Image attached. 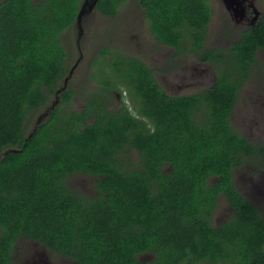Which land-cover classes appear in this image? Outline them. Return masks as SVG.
I'll return each mask as SVG.
<instances>
[{
    "label": "trees",
    "instance_id": "obj_1",
    "mask_svg": "<svg viewBox=\"0 0 264 264\" xmlns=\"http://www.w3.org/2000/svg\"><path fill=\"white\" fill-rule=\"evenodd\" d=\"M123 1L102 0L99 9L103 14L108 9L107 16L113 17ZM79 2L4 0L0 4V153L19 150L0 159V250L8 253L21 239L38 242L77 264H144L136 254L154 242L158 249L154 264H264V215L259 217L230 182L231 170L246 160L241 149L253 152L226 121L224 107L232 102L217 107L218 125L193 126L183 103L186 99L164 96L149 69L130 59L109 63L105 58L109 52L102 49L107 64L101 71L119 74L132 96L148 99L139 108L147 117L154 122L157 117L181 122L180 126L140 128L127 112L115 117L107 111V117L96 113L95 122L86 125L81 114L73 110L64 114L56 106L28 137L31 120L62 87L68 53L61 34L76 21ZM138 3L157 42L185 49L182 45L187 41L201 47L211 16L208 0ZM254 30L259 31L245 32L227 61L219 64V74L232 75L220 77L213 88L228 90L225 100H233L236 89L229 79L249 73L255 50L264 46V19ZM135 73L141 74L138 82L131 81ZM107 87L113 88L110 82ZM59 96L65 102L71 97L66 91ZM170 135L177 139L171 141ZM129 148L139 156L138 172L132 174L120 158ZM254 162L264 169L263 161ZM168 167L171 172L163 174ZM82 173L98 176V198L87 199L67 185L68 178ZM215 175L220 176L216 185L233 197L235 219L221 228L218 238L201 222V213L200 238L189 229L177 236L172 230L177 218L198 216L212 206L213 187H207L205 179ZM133 219L150 228L170 229L148 234L154 238L145 232L135 234L130 231ZM166 239L177 242L180 250L162 251L160 244ZM187 245L195 256L187 255Z\"/></svg>",
    "mask_w": 264,
    "mask_h": 264
},
{
    "label": "flooded vegetation",
    "instance_id": "obj_2",
    "mask_svg": "<svg viewBox=\"0 0 264 264\" xmlns=\"http://www.w3.org/2000/svg\"><path fill=\"white\" fill-rule=\"evenodd\" d=\"M79 1L78 12L84 2L89 7L84 10L78 24L75 21L70 29H66L61 34L63 47L68 54L65 58L66 73L60 82L65 87L64 91L71 96L69 102L62 101L59 96L60 100L57 106L62 107L63 113L68 114L73 110L81 114L80 121L86 125L95 122L96 113L101 112L103 116H106L104 112L107 111L113 113L112 115L115 117L122 116L127 112L136 120L134 124L140 128L154 130L158 127L180 126L181 122L163 121L157 117L155 123L153 119L147 117L139 108L143 102L148 104V99L132 96L121 81L119 74L101 71L103 70L101 67L107 64L101 58L102 49L108 50L109 53L105 55V58L111 60L109 63L114 64L118 60L129 63L130 59L149 69L151 77L164 96L186 99L183 103L193 126L214 127L218 125L219 121L215 120L216 114H218L217 118L220 114L216 113L219 112L217 107L221 105L227 107L232 102L228 108L224 107V110L227 111L226 121L235 134L250 144L253 152H245L247 149H241V153H244L241 156L246 160L231 170L230 182L236 193L254 207L259 217L264 215V169L258 167L254 162H264V46L255 50L249 73L243 77L237 76L240 77L238 79H229L230 84L236 86L233 100L224 99V94L228 90L213 89L219 85L220 77L232 76L219 74L220 72L217 70H220L219 64L227 61L233 45L241 40L245 32L252 30L257 34L259 31L254 29L257 30L264 19V0H235L231 5L225 0H208L211 16L206 29V38L199 49L193 42H183L182 46L185 49L157 42L150 32L146 13L141 9L138 0H125L117 5L113 17L107 16L108 9L104 11L106 14H103L99 9V5L103 4L102 0ZM2 2L4 0H0V4ZM121 16L129 17L132 23L130 29L127 27L123 31L124 35L125 33L132 35L124 37V39L129 43L130 40H135V45L131 48L122 45V47H117L109 39L104 41V39L98 38L96 39L97 44L92 48L93 53L88 56L89 61L84 72H77L84 59L80 42L84 38L85 31L89 36L88 40L85 39L84 42L90 44L94 40L92 34L98 35L107 32L106 29L96 32L99 26L93 18L98 17L100 20L105 19L111 22ZM73 31L77 33L75 48L79 53L75 61L70 59L71 53L64 44V38ZM142 34H145V43ZM111 37H113L112 33ZM167 51L170 55H167ZM166 56L171 57L168 63H161V60H164ZM108 68L106 67V69ZM140 76V73L132 74L131 81L138 82ZM109 82L113 88H106V84ZM133 82H130V86ZM222 94V99H220L219 96ZM54 98L53 94L50 102ZM75 104L77 109L72 108ZM174 112H176V108ZM169 138L171 141L177 139L172 135ZM120 158L124 161L127 173L138 172L139 156L134 148H129L126 156L121 155ZM169 172H171L170 167L162 170L163 174ZM219 179L220 176L216 175L205 179L206 186L213 187L211 189L213 204L208 209L205 208L206 211L203 209L198 213V216H187L189 218L184 217L187 218L185 220L182 219L183 217L177 218L176 228H172L177 236H180L182 231L185 233L189 229L197 232L195 237L200 238L203 226L200 228L197 223H200L198 217L201 213V222H204L208 228H212L218 238L221 237V228H226L231 220L235 219L237 212L230 201V199L233 201V197L228 189L225 190L216 185ZM98 182V176L83 173L72 175L67 179V185L77 189L87 199L99 197ZM130 221V231L135 234L145 232L151 238L154 236L148 234L157 232L160 234L164 229H170L161 226L150 228L147 224L136 223L137 221L134 219ZM185 221H195V223L181 226L180 224ZM162 242L163 244H160L163 247L162 251L166 250L169 254H175L177 250H180L177 242L166 243L167 239ZM149 246L148 248L146 245V250L136 254V259L144 264H154L153 262L156 260L158 252L156 243L151 242ZM166 247L168 249H165ZM262 248L264 250V245ZM185 251L187 255L195 256L189 245L186 246ZM6 252L0 250V264H77L75 260L47 249L38 242L29 240L18 239L13 248L8 253ZM193 264L205 263L194 261Z\"/></svg>",
    "mask_w": 264,
    "mask_h": 264
},
{
    "label": "rangeland",
    "instance_id": "obj_3",
    "mask_svg": "<svg viewBox=\"0 0 264 264\" xmlns=\"http://www.w3.org/2000/svg\"><path fill=\"white\" fill-rule=\"evenodd\" d=\"M93 19L95 20L97 26H99V28L96 32H100L102 29H106L107 32L102 33V34H98V35L92 34L94 40L92 41L93 43L90 44L88 42H84V41H86L85 39L88 40V36H89L85 31L84 38L80 42V47L82 48L81 53L84 55V59H83V62L81 63V65L79 66V68L77 69V72L78 71L81 73L84 72L83 70L87 67V63L89 61L88 56L93 53L92 48H93V46H95L97 44L96 39H98V38H101V40L104 39V41L109 39V41H111V43H113V45L117 46V47L125 46L127 48H131L135 45V40L134 41L130 40V43H129L126 39H124V37L127 38V36L132 35L131 33H125V35L123 33V31H125L124 28L127 29V27H129V29H130V27L132 26V23L130 22L129 17L121 16L116 21H111V22H108L105 19L100 20L98 17L93 18ZM112 25H114V26L112 27ZM111 33H112L113 37L110 38ZM76 35H77L76 31H73V32H71V34L66 36V38H64V44H65V46H67V48L69 49V52L71 53L70 59L72 61H75L79 55L78 51L75 48V46H77L76 45ZM144 35L145 34H142L143 41L146 38V37H144ZM144 43H145V41H144ZM90 45H92V46H90ZM167 55H170V53H168V51H167ZM170 58H171L170 56H166L164 60H161V63L163 62V64H167L168 60ZM77 78L80 79V77H77ZM79 79H78V81H79ZM74 106L72 108L77 109L76 104ZM39 114H40V112L38 114H36V116L31 120L30 124L28 125V129H30L32 127L33 122L35 121V119L37 118V116Z\"/></svg>",
    "mask_w": 264,
    "mask_h": 264
},
{
    "label": "water",
    "instance_id": "obj_4",
    "mask_svg": "<svg viewBox=\"0 0 264 264\" xmlns=\"http://www.w3.org/2000/svg\"><path fill=\"white\" fill-rule=\"evenodd\" d=\"M227 3H229L230 5L233 4L235 2V0H225ZM89 7V5H87V3H83L78 14H77V17H76V22L78 24V22L80 21L81 17H82V14L84 12L85 9H87ZM65 87H61L60 89H58L56 92H55V98L52 102H50V104L47 105V107L45 109H43V111L40 112V114L37 116V118L35 119V121L33 122V125H32V131L31 133L28 135V137H31L36 131H37V128L39 126V124L45 122L51 112L55 109V107L57 106V104L59 103V100H60V97H59V94L60 92L64 91ZM16 152H19L18 149L16 148H9V149H6L4 150L3 152L0 153V159L9 154V153H16Z\"/></svg>",
    "mask_w": 264,
    "mask_h": 264
}]
</instances>
